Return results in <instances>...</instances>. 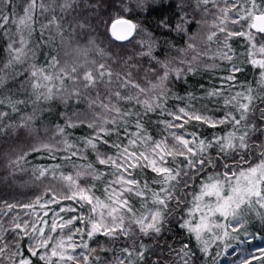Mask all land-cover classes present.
Here are the masks:
<instances>
[{"label":"snow or ice","instance_id":"obj_1","mask_svg":"<svg viewBox=\"0 0 264 264\" xmlns=\"http://www.w3.org/2000/svg\"><path fill=\"white\" fill-rule=\"evenodd\" d=\"M13 129L44 138L8 160L33 194L0 197V264H264V0H0Z\"/></svg>","mask_w":264,"mask_h":264},{"label":"trees","instance_id":"obj_2","mask_svg":"<svg viewBox=\"0 0 264 264\" xmlns=\"http://www.w3.org/2000/svg\"><path fill=\"white\" fill-rule=\"evenodd\" d=\"M175 3H179V0H175ZM175 8H170L164 10V15H170L173 11H175ZM162 18L159 14H154L153 17H150V20H155ZM196 30V27L193 26V31ZM175 37V34H173ZM167 39H172V37H166ZM161 39H165V37H162ZM174 43L178 42L179 45L183 44L182 40H179V37H175L173 40ZM243 50L242 48L240 49ZM158 54L160 55V58L163 59L165 55L168 54H174L169 53L167 51V46L162 45L160 49L157 50ZM220 73L217 72L215 74L212 73H201L197 74L195 76H191L188 78L187 82H176V84L173 86V91L176 92L178 95H184L185 91H191L195 92L197 95L200 94V84L203 83L206 87L211 86L212 83H218V81L215 79L216 75H219ZM245 76H247L249 79L251 78L250 71H246L244 74L240 76V79H244ZM178 103L177 101H169V107H172L174 104ZM56 114V108H53L52 116H49L47 119L52 120ZM155 119V117H153ZM37 128H40L41 125L37 123L35 125ZM88 130L86 128H82L80 130H76V135H86ZM43 136H40L38 138H33L29 136L28 132L26 130L20 131L17 129H13L10 135L7 136H0V197H3L4 199L11 200L12 198L17 199H26L30 198L33 194V191L31 189V185L28 186H22L24 181H30L29 174H20L17 173V178H12L8 175L7 171V164L9 158H14L15 155H19L23 152L29 151V146L32 144L37 143L38 139H43ZM27 168L31 169L34 165H46L48 163H51V161L48 160L47 156L43 152L39 153H30L27 156ZM24 194V195H22ZM261 226L259 224L256 225L255 229H250V231L256 232L257 238L252 242L253 248L256 247H264V240L260 239V232L257 231ZM219 264H235L236 255L234 253H231L229 250L228 254L222 253L221 256L218 258Z\"/></svg>","mask_w":264,"mask_h":264}]
</instances>
